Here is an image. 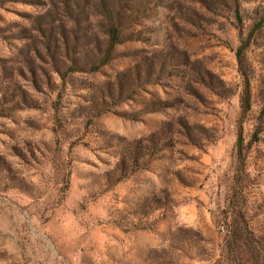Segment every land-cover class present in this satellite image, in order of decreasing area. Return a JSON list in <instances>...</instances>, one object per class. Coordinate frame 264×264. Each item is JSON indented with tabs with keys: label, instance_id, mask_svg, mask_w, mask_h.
<instances>
[{
	"label": "rangeland",
	"instance_id": "rangeland-1",
	"mask_svg": "<svg viewBox=\"0 0 264 264\" xmlns=\"http://www.w3.org/2000/svg\"><path fill=\"white\" fill-rule=\"evenodd\" d=\"M263 1L130 0L113 59L63 79L104 38L95 0H0V264H235L236 180L264 241V132L236 147L264 121Z\"/></svg>",
	"mask_w": 264,
	"mask_h": 264
},
{
	"label": "trees",
	"instance_id": "trees-1",
	"mask_svg": "<svg viewBox=\"0 0 264 264\" xmlns=\"http://www.w3.org/2000/svg\"><path fill=\"white\" fill-rule=\"evenodd\" d=\"M130 0H95L96 14L100 18L103 40L98 42L95 57L87 60L86 63L77 64L73 62L61 76L65 79L68 73H76L81 71L97 72L103 66L107 65L113 59L114 49L117 45L126 41L123 36L124 22L128 19L134 21L136 14H139L140 8L130 5ZM260 17L257 19L252 32L261 30L264 27V1L260 4ZM135 17V18H134ZM238 21L243 22L240 13H237ZM127 28V27H125ZM242 31V30H241ZM252 33L245 39H242V44L237 51V59L241 74L244 78V91L242 95L243 117L245 113L252 108V93H251V71L246 65L245 52L249 46ZM60 48V47H59ZM91 53V51H89ZM263 117L259 118L250 141L246 143L243 126L240 125L237 138V157L239 165L245 163L249 148L253 143L261 140V134L264 132ZM239 182L236 180L232 195L229 198V207L232 211V222L226 223L227 226V248L230 259L235 261V264H264V241L256 236L255 232L249 225V220L246 213L247 199L245 194L239 188ZM238 190H240L238 192Z\"/></svg>",
	"mask_w": 264,
	"mask_h": 264
}]
</instances>
